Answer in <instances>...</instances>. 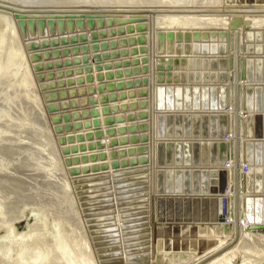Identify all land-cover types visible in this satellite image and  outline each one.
Instances as JSON below:
<instances>
[{
  "label": "rangeland",
  "instance_id": "rangeland-1",
  "mask_svg": "<svg viewBox=\"0 0 264 264\" xmlns=\"http://www.w3.org/2000/svg\"><path fill=\"white\" fill-rule=\"evenodd\" d=\"M0 8V264H264V170L246 127L256 113L249 85H264V40L255 39L264 0ZM249 44L262 51L248 53ZM182 106L224 113L229 137H184L177 119L166 137L167 113ZM224 140L229 166L212 165L200 145ZM168 141L200 145L167 164L157 145ZM171 166L190 170L182 192ZM194 196L215 197L217 217L159 213L167 199Z\"/></svg>",
  "mask_w": 264,
  "mask_h": 264
},
{
  "label": "water",
  "instance_id": "water-1",
  "mask_svg": "<svg viewBox=\"0 0 264 264\" xmlns=\"http://www.w3.org/2000/svg\"><path fill=\"white\" fill-rule=\"evenodd\" d=\"M253 32L248 33V41H252L253 39ZM255 39L256 41H260L264 39V34H262L260 31L255 33ZM261 45L257 44L256 48L254 50V47L249 44L247 51L248 53H260L262 51ZM215 61H213L214 63ZM182 65L184 61L181 62ZM199 62L197 61V64ZM219 93L220 89L217 86H211L208 89V105L210 109H216L219 103ZM261 110L264 112V85L261 89V104H260ZM264 115H261L259 113L255 114H248L246 117V127H247V135L249 137H262L264 136V127L261 126V119H263ZM167 122V135L166 137H172L175 130V117L173 114L167 113L166 117ZM225 131H226V115L224 113H220L219 115L215 114H206V113H193L185 114L182 117V133L183 136L186 137L187 135L192 136H202V137H224L225 138ZM187 143H173L172 141L160 143L159 147L163 148V151L165 153L164 161H166L167 164H172V162L175 160V154L177 152L176 159H179L180 153H182V149ZM211 148V155H210V163L212 165H226V158H224V153L226 151L227 145L226 141H212L210 143ZM260 155L262 157V161L264 162V142L261 145V152ZM176 161V160H175ZM112 167H118L117 161L112 162ZM141 169H139L137 172H140ZM144 170V169H143ZM215 171V170H213ZM253 169L249 168L247 171L248 177L252 173ZM206 170H203L201 173L199 172L198 177L201 180L205 177ZM198 174V173H197ZM219 174L226 175V170L224 168L219 170ZM188 172H182L181 170L177 169L174 171V180H175V191L179 192L181 190L182 185V178L187 176ZM139 176V174H138ZM140 181V180H139ZM205 181V180H204ZM141 184V183H139ZM144 187V185L142 186ZM202 187H200V190ZM263 191H264V184H263ZM264 202V200H262ZM218 200L215 197L208 198L206 196L202 197H192L190 200V217L192 220L196 221H203L206 218L214 219L217 217V207H218ZM211 211V212H210Z\"/></svg>",
  "mask_w": 264,
  "mask_h": 264
},
{
  "label": "bare ground",
  "instance_id": "bare-ground-1",
  "mask_svg": "<svg viewBox=\"0 0 264 264\" xmlns=\"http://www.w3.org/2000/svg\"><path fill=\"white\" fill-rule=\"evenodd\" d=\"M2 7V6H1ZM1 9V8H0ZM25 10V9H24ZM56 10V9H55ZM3 14V13H2ZM5 15V14H4ZM11 15V14H10ZM1 16V15H0ZM5 17V16H4ZM23 18V17H22ZM12 20V19H11ZM16 22V21H15ZM4 24V23H3ZM7 25H9V24H7ZM9 29V28H8ZM7 30V29H6ZM262 34H264V33H262ZM12 39V38H11ZM264 40V39H263ZM13 43V42H12ZM8 44V43H7ZM10 44H11V42H10ZM9 45V44H8ZM13 46V45H12ZM9 51H11V50H9ZM5 53V52H4ZM8 53H10V52H8ZM3 55V54H2ZM4 56H6L7 57V54L5 55L4 54ZM73 56V55H72ZM223 56V55H222ZM5 57V58H6ZM3 59H5L4 57H2ZM8 59V58H7ZM7 59H5L4 61L6 62V60ZM10 60H7V62H9ZM6 62V63H7ZM11 62V61H10ZM264 67V66H263ZM263 69V68H262ZM264 75V74H263ZM262 77V76H261ZM263 79H264V77H263ZM263 79H261L260 81H263ZM260 83H262V82H260ZM245 84H247V83H245ZM260 85V84H259ZM258 84L257 85H255V86H251V85H249V95H250V99L248 100V102H249V108L252 110L253 108H254V110H255V112L256 113H259V114H261V115H264V112L261 110V106H260V104H261V89H262V86L260 87ZM262 85V84H261ZM251 102V103H250ZM173 104H175V103H173ZM178 103H176V105H177ZM180 107V106H179ZM188 108L187 107H185V106H182L181 108H180V110H184V111H182V112H184V114H182V115H185V114H189V110H187ZM170 110H172V109H169V111ZM176 110H178V109H176ZM251 110L249 111V112H251ZM173 111V110H172ZM186 111H187V113H186ZM194 111V110H193ZM193 111H190V112H193ZM238 111V110H237ZM176 112V111H175ZM174 112V113H175ZM179 112V111H178ZM195 112V111H194ZM181 113V112H180ZM229 113V112H228ZM231 113V112H230ZM207 114V113H206ZM210 114H213V113H210ZM210 114H208V115H210ZM249 114H253V113H249ZM182 115H179V114H177V115H175V119H177V122H181L182 120H179L178 121V119H182ZM191 115V114H190ZM216 115V114H215ZM230 115V114H229ZM228 116V115H227ZM248 116V115H247ZM230 117H231V115H230ZM231 119H233L232 117H231ZM243 120V119H242ZM234 122V121H233ZM261 126L262 127H264V117H263V119H261ZM233 125V124H232ZM232 125H230V126H232ZM241 127H242V125H241ZM242 129V128H241ZM244 129V128H243ZM244 131V130H243ZM189 136H191L193 139H198V138H203V139H212V138H216V137H210V136H208V137H202V136H199V137H196V136H192V135H190V133H189ZM232 136V135H231ZM249 138V137H248ZM231 139V138H230ZM250 139H252V143H254V149H255V155H256V159H257V164H259V166H261L262 168H263V170H264V162L262 161V158H261V155H260V152H261V145H262V143L264 142V136H262L261 138H255V136L253 137L252 136V138L250 137L249 138V140ZM181 140H183L184 141V139H181ZM230 143V142H229ZM198 144L199 143H196V142H194V143H187L185 146H184V148L183 149H185L186 148V150L187 151H189V150H191V148L192 149H195V151H197L198 150V148H197V146H198ZM210 144V143H209ZM200 145V144H199ZM231 145V144H230ZM160 146V145H159ZM211 146L210 145H208V143H201V145H200V149H201V152L203 153V154H205V156L207 155L208 156V152L209 151H211V148H210ZM230 147V146H229ZM159 149V154H160V157H161V155H164V154H162L164 151H163V148L162 147H159L158 148ZM233 150V149H232ZM164 157H165V155H164ZM253 164H255V163H253ZM186 166H188V165H186ZM229 166V165H228ZM172 167V168H171ZM171 167H169V168H164V169H166V171L165 172H174L175 171V169L177 170V169H179V170H181V171H190V170H188V168H189V166H188V168H185V167H183V168H181L182 166H176V167H179V168H173V166H171ZM175 167V166H174ZM230 167H232V166H230ZM227 168H229V167H227ZM167 169H169V170H167ZM230 169V168H229ZM232 169V168H231ZM253 169V168H252ZM227 170V169H226ZM232 171V170H231ZM241 171L243 172V170L241 169ZM229 172V171H228ZM233 172V171H232ZM259 173V172H258ZM230 175H231V173H230ZM230 175H228V176H230ZM233 175V174H232ZM230 178H231V176H230ZM229 179V178H228ZM232 180H233V177H232ZM229 181V180H228ZM233 182V181H232ZM259 182H260V184H264V177L263 178H261V173H260V175H259ZM184 190V189H183ZM191 190V193H190V195H193V194H198V193H200L201 192V190L200 189H196V190H192V189H190ZM200 191V192H199ZM181 192H182V190H181ZM264 194V193H263ZM230 195V194H229ZM262 194H257V196H259V197H262L261 196ZM241 196V195H240ZM192 198H187V197H184V198H176V199H167L166 201H165V205H166V209L163 211L161 208L159 209V213L160 214H162V215H165L167 218H170L173 214H175V216H177L178 218H189L190 217V200H191ZM258 200H260V199H258ZM261 201H262V199H261ZM162 203V202H161ZM161 203H159V206L161 205ZM228 210V209H227ZM173 212H175V213H173ZM198 224V223H197ZM200 224V223H199ZM258 224H264V218H262V220L260 221V222H258ZM182 225H186V223L185 224H182ZM255 226V225H254ZM254 226H252V227H254ZM262 226V225H261ZM236 254V253H235ZM228 264V263H227Z\"/></svg>",
  "mask_w": 264,
  "mask_h": 264
},
{
  "label": "built area",
  "instance_id": "built-area-1",
  "mask_svg": "<svg viewBox=\"0 0 264 264\" xmlns=\"http://www.w3.org/2000/svg\"><path fill=\"white\" fill-rule=\"evenodd\" d=\"M229 137V135H225V138L227 139ZM229 163H230V161L229 160H226V166H228L229 165ZM243 169H244V171H248L249 170V167H248V164H244L243 165Z\"/></svg>",
  "mask_w": 264,
  "mask_h": 264
}]
</instances>
